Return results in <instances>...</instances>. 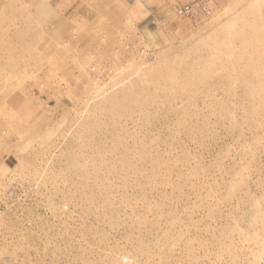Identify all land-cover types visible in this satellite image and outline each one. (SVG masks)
Returning <instances> with one entry per match:
<instances>
[{"label":"rangeland","instance_id":"obj_1","mask_svg":"<svg viewBox=\"0 0 264 264\" xmlns=\"http://www.w3.org/2000/svg\"><path fill=\"white\" fill-rule=\"evenodd\" d=\"M0 264H264V0H0Z\"/></svg>","mask_w":264,"mask_h":264}]
</instances>
